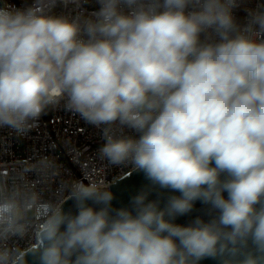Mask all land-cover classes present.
Masks as SVG:
<instances>
[{"label": "clouds", "instance_id": "9594fccd", "mask_svg": "<svg viewBox=\"0 0 264 264\" xmlns=\"http://www.w3.org/2000/svg\"><path fill=\"white\" fill-rule=\"evenodd\" d=\"M58 2L0 6V128L63 107L147 185L115 207L96 183L53 203L0 182V264H264V3L242 21L247 0H94L71 19ZM197 201L218 215L175 223Z\"/></svg>", "mask_w": 264, "mask_h": 264}, {"label": "built area", "instance_id": "2783aa9c", "mask_svg": "<svg viewBox=\"0 0 264 264\" xmlns=\"http://www.w3.org/2000/svg\"><path fill=\"white\" fill-rule=\"evenodd\" d=\"M22 0H0V6H21ZM264 0H247L236 11L242 21L245 8H255ZM96 10L94 0L58 2L53 14L89 17ZM116 131V126H113ZM118 134V133H117ZM124 134L129 133L124 130ZM101 129L59 107L47 112L25 135L0 128V182L35 191L43 201L59 202L68 194L72 181L96 183L108 188L132 171L131 165L113 166L99 155L104 143ZM24 243V241H21Z\"/></svg>", "mask_w": 264, "mask_h": 264}, {"label": "water", "instance_id": "95a60500", "mask_svg": "<svg viewBox=\"0 0 264 264\" xmlns=\"http://www.w3.org/2000/svg\"><path fill=\"white\" fill-rule=\"evenodd\" d=\"M145 185H147V181L145 180L143 174L132 170L128 174L124 175L123 177L119 178L114 183H112L107 189L112 191L113 194L115 195V200L113 201V205L115 207H121L128 205L129 198L133 194H135L141 187ZM170 194L178 195L179 193H168V192L160 193L159 198L162 201L161 207H163V201ZM226 195L227 194L225 193V196ZM150 198L157 199L158 194L154 192ZM63 207L65 211L71 210L73 213H75L76 211L73 206L72 200H67V202L63 204ZM216 215H218V213H216L213 209H211L210 205H205L197 201L193 211L188 215L177 217L175 223L181 225H188L196 217H200L207 222ZM29 259L31 264V258ZM200 264H221V261L219 259L208 258L202 260Z\"/></svg>", "mask_w": 264, "mask_h": 264}]
</instances>
